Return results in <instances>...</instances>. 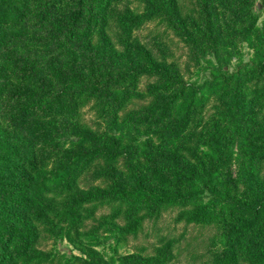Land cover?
Segmentation results:
<instances>
[{
	"label": "rangeland",
	"instance_id": "1",
	"mask_svg": "<svg viewBox=\"0 0 264 264\" xmlns=\"http://www.w3.org/2000/svg\"><path fill=\"white\" fill-rule=\"evenodd\" d=\"M0 1L8 4L14 0ZM66 1L64 6L70 7L71 1ZM148 1L118 0L112 3L106 29L111 43L119 51L130 53L132 48L141 45L158 61L179 71L194 84L212 77L213 72L234 71L240 62L264 61V0H248L241 9L240 0H178L183 19L196 20L204 31L192 44L171 25L162 23L161 16L146 17ZM33 2L29 0L24 10L25 32L21 33L19 23L0 24V119L5 125L4 136L9 135L20 147L21 157L30 154L36 157L39 169L31 176L34 184L41 182L51 186L46 176L67 160L66 152L73 145H62L56 139L42 144L38 139L41 129L52 125V132L55 130L58 137L72 139L75 137L72 129L81 125L93 134L114 136L120 143L119 154L113 159L98 157L93 161L74 163L72 173L78 189L135 186L139 177L151 179L155 170L160 172L173 166L169 160L174 157L182 161L173 169L179 166V172L186 176L189 170L205 160L212 132L224 128L228 132L224 136L225 167L229 168L233 180L242 185L244 169L250 168L243 160L244 142L257 125L243 118L238 119V123H231L226 118V105L214 97L208 99V93L204 98H197L184 131L183 112L177 107L167 112L154 111V97L150 96L135 97L116 111L108 94H83L82 97H87L86 103L72 112L48 114L42 110L45 104H40L27 114L23 123L22 119L15 120L13 107L30 97L38 103L52 100L63 88L64 82L58 72L70 73L64 52L74 53L78 60L87 53L85 70L98 83H107L113 88L130 85L147 93L150 85L162 81V77L150 72L136 80L131 78L128 68L111 57L107 43L98 33L92 38L93 46L89 44V38L79 42L63 34L48 38L46 33L51 31L48 25L32 26L38 19L34 16ZM255 19L259 29L256 28L246 40L245 28ZM201 37L204 40H200ZM253 74L248 73L252 77L251 83L260 78ZM18 87L29 88L33 95L32 92L22 95ZM257 109V120L264 122V107ZM152 112L154 115L148 117ZM254 167L264 173V161ZM221 170L222 174L227 173ZM54 208L63 214L49 217L40 226L37 248L52 255L42 264H64L66 259L72 261L69 264H214L228 250L230 232L226 223L216 220L188 222L186 216L180 215L179 207L163 210L156 219L145 218L144 224L135 231L129 227L132 222L122 214L117 215L109 205H101L97 210L90 204L85 205L77 209L75 221L67 218L71 211L67 202L59 200Z\"/></svg>",
	"mask_w": 264,
	"mask_h": 264
},
{
	"label": "trees",
	"instance_id": "2",
	"mask_svg": "<svg viewBox=\"0 0 264 264\" xmlns=\"http://www.w3.org/2000/svg\"><path fill=\"white\" fill-rule=\"evenodd\" d=\"M33 1L34 16L38 19L32 26L42 28L48 25L51 29L46 33L48 38H58L59 34L78 42L89 38V44L93 46L92 38L98 33L107 43L106 49L111 57L116 63L128 68L131 78L136 80L140 75L150 72L162 77V81L150 85L148 94L130 85L113 88L107 83H98L85 70L87 53L78 60L74 53L64 52L70 73L64 75L61 70L58 72L64 82L63 88L49 101L38 103L32 101V97L25 103L22 101L13 107L15 120L22 119L23 123L27 114L40 107V104H45L42 110L48 114L72 112L86 103L87 97H82L83 94H108L116 111L135 97L150 96L154 97V111L167 112L177 107L183 112L181 121L184 131L191 120L197 98H204L208 93V99L214 97L226 105V118L231 123H238V119L243 118L249 123L252 121L257 129L251 128V135L245 138L243 160L250 168L244 169L241 186L233 180L229 168L225 167L224 154L227 156V153L224 136L228 132L224 128L212 132V142L205 150V160L187 171L186 176L179 172V166L173 169L174 165L182 161L174 157L169 160L173 166L160 172L155 170L151 179L139 177L135 186L116 185L112 189L93 187L82 190L76 187L72 173L74 163L93 161L98 157L115 158L119 154L120 143L116 137L104 133L93 134L87 128L76 125L72 129L75 137L62 139L55 134V130L52 132V125L42 128L38 135L40 143L48 144L56 139L62 145H73L66 152L67 160H63L53 173L46 176L51 186L41 182L34 184L31 176L39 169L36 157L32 154L21 157L20 147L9 135L4 136L5 125L0 119V264H42L52 258L50 253H43L37 248V242L41 235V224L53 215L58 217L63 214L54 208L59 200L71 207L67 217L69 221H75L77 209L85 205L90 204L96 210L101 205H109L117 215L122 214L127 221L132 222L129 227L133 231L144 224L145 218L156 219L163 210L179 207L180 215L186 216L188 222L216 220L227 224L230 232L228 250L214 264H264V173L254 167L264 161V122H259L256 117V108L264 107V61L252 64L240 62L234 71L220 69V73L213 72L212 77L194 84L179 71L158 61L141 45L125 53L111 43L106 29L107 17L112 3L118 0H68L72 3L70 7H67L68 4L64 6V0ZM240 1L241 9L248 0ZM28 2L14 0L6 4L0 1V24L11 26L19 23L18 27L23 30L21 33L25 32L23 16ZM146 8V17L161 16L162 23L171 25L190 44L204 33L196 20L183 19L178 0H149ZM256 21L252 20L251 25H248L251 32L249 27L245 28L246 40L258 28ZM201 39L204 40V37ZM243 67L246 69L243 70ZM249 72L255 74L253 77L260 78L251 83ZM17 89L22 95L29 92L33 95V91L27 87ZM152 115L154 112L148 117ZM57 143L54 141L55 145ZM221 168L227 171L225 175ZM69 261L66 259L64 264H69Z\"/></svg>",
	"mask_w": 264,
	"mask_h": 264
}]
</instances>
